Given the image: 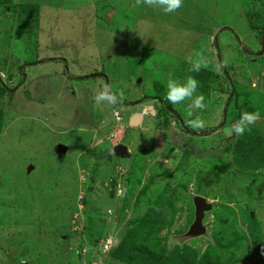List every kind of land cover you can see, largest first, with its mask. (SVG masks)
Returning a JSON list of instances; mask_svg holds the SVG:
<instances>
[{"label":"rangeland","instance_id":"1","mask_svg":"<svg viewBox=\"0 0 264 264\" xmlns=\"http://www.w3.org/2000/svg\"><path fill=\"white\" fill-rule=\"evenodd\" d=\"M197 52L209 67L195 76ZM169 75L199 81L206 127H188L190 101L166 99ZM104 84L123 102L95 104ZM244 112L260 119L238 136ZM256 135L264 0H183L171 14L135 0H0V264H136L112 252L154 201L162 228L132 241L200 255L216 237L237 241L234 264H264V163L245 167L234 151ZM196 194L211 204L198 220Z\"/></svg>","mask_w":264,"mask_h":264},{"label":"trees","instance_id":"2","mask_svg":"<svg viewBox=\"0 0 264 264\" xmlns=\"http://www.w3.org/2000/svg\"><path fill=\"white\" fill-rule=\"evenodd\" d=\"M5 2L6 0H2ZM198 76V73L195 75ZM200 77V76H199ZM202 81L205 80L204 75L201 74ZM153 89L155 91V96L160 97V89L154 85ZM161 100L165 101L164 98L160 97ZM235 154L238 155V161L243 160L242 165L243 166H253V167H259L264 163V136L256 135L254 137H245L239 139L235 143L234 147ZM241 171L243 169L240 168ZM244 172V171H243ZM149 183H145L143 185L140 193L145 189L144 187H148ZM144 188V189H143ZM140 195V194H139ZM157 201H154L152 205H148V209L146 212L133 220V224L135 226L132 229H127L124 234L122 235L120 242L118 243L117 247H115L114 251L112 252L113 257H117L119 259L124 260H133L136 262V264H234L236 261L235 256L230 252V248H236V242L237 241H228L227 244L222 243V240L219 238L216 239V237H212V239H215L214 246L206 247L204 251L198 255L197 251L193 248H191L189 245L184 244L183 246L178 245L175 247L171 253H168L167 255H164L160 250H154L149 244H139L134 241H132L131 234L134 232L135 234L139 232H142L143 230H147L151 228L150 230H159L162 228V225L164 222L159 218L161 204L157 207ZM156 206L154 209L153 207ZM225 213V212H224ZM220 214L217 215V219L221 224L223 222H228L229 216ZM224 223V224H225ZM255 222H253L254 224ZM251 226V225H250ZM142 230V231H141ZM253 227L251 226L252 233ZM136 231V232H135ZM227 237L229 239H232V237H229L230 235L233 236V233L228 232ZM255 240V239H253ZM260 241V240H259ZM208 246V245H207ZM223 247L229 251L227 259L221 258V255L215 254V249ZM256 249L262 248V245L255 246ZM136 252V253H135ZM135 253V254H134ZM135 255V256H134Z\"/></svg>","mask_w":264,"mask_h":264},{"label":"clouds","instance_id":"3","mask_svg":"<svg viewBox=\"0 0 264 264\" xmlns=\"http://www.w3.org/2000/svg\"><path fill=\"white\" fill-rule=\"evenodd\" d=\"M136 6L147 5L152 8L161 9L166 14H171L180 9L183 6V0H135ZM190 64V72H200L201 69L209 67L208 58L202 53H194L193 56L188 58ZM223 67H226V62L217 63L216 70L220 71ZM199 87V81L189 76L183 82H180L171 75L167 80L166 99L171 104H180L185 101H190L187 110V125L193 129H203L206 127V123L199 116L194 117V112L197 110H203L204 95H196ZM95 104L100 105L107 103L109 105H116L122 103L124 100L123 91H114L111 84H104L93 97ZM163 105V103H162ZM194 117V118H193ZM260 119L259 112H244L241 114L240 119L232 126V131L236 135H243L249 127L256 123ZM112 209H109V215L112 214Z\"/></svg>","mask_w":264,"mask_h":264},{"label":"water","instance_id":"4","mask_svg":"<svg viewBox=\"0 0 264 264\" xmlns=\"http://www.w3.org/2000/svg\"><path fill=\"white\" fill-rule=\"evenodd\" d=\"M138 121H141V115L140 114H135V115H132L129 124L130 125H136V124H138ZM65 148L66 147L63 144L58 145V149L64 150ZM126 150H127V148L123 144H118L116 146V148H115V151L118 154H121V155L125 154ZM193 204H194V207H195V216H197L200 212H204L205 210L210 209V205H211L208 202L207 198H205V196H202V195H199V194H196V195L193 196ZM201 215L200 214L198 215L199 218H197V220L200 219ZM198 233H202L203 234V232L201 230H199ZM193 235H195V234H193Z\"/></svg>","mask_w":264,"mask_h":264},{"label":"built area","instance_id":"5","mask_svg":"<svg viewBox=\"0 0 264 264\" xmlns=\"http://www.w3.org/2000/svg\"><path fill=\"white\" fill-rule=\"evenodd\" d=\"M119 185V184H118Z\"/></svg>","mask_w":264,"mask_h":264}]
</instances>
